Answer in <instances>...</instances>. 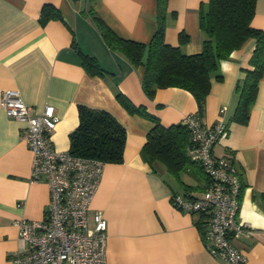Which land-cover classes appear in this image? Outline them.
<instances>
[{"label": "crops", "instance_id": "1", "mask_svg": "<svg viewBox=\"0 0 264 264\" xmlns=\"http://www.w3.org/2000/svg\"><path fill=\"white\" fill-rule=\"evenodd\" d=\"M207 0H167L164 39L178 44L180 31L188 35L181 46L186 54L201 50L198 11ZM54 6L60 19L40 21L44 5ZM90 9L119 38L147 44L157 30V0H0V264H11L25 244L17 220H39L49 201L45 180L32 181V154L21 138L24 122L1 107L4 89L17 90L35 112L52 104L59 120L50 133L56 150H68L69 133L78 125V104L109 111L126 128L121 163H105L88 211L106 219V258L109 264H227L210 256L202 232L208 219L184 213L170 202L172 193L197 195L207 178L185 172L192 182L182 183L142 157L141 149L153 122L130 114L116 99V91L134 105H142L164 126L181 122L197 110L193 95L179 87L158 88L152 97L142 89L144 68L105 43ZM174 13V15L172 14ZM251 25L264 30V0H257ZM255 39H248L221 60L210 78V91L201 115L214 123L225 107L226 130L213 146V154L230 159L242 186L238 220L242 231L232 238L246 264H264V74L245 124L229 121L236 101V83L249 67ZM96 58L103 76L90 75L79 53ZM220 75V77H217Z\"/></svg>", "mask_w": 264, "mask_h": 264}, {"label": "built area", "instance_id": "2", "mask_svg": "<svg viewBox=\"0 0 264 264\" xmlns=\"http://www.w3.org/2000/svg\"><path fill=\"white\" fill-rule=\"evenodd\" d=\"M1 107L7 116L25 123L20 136L32 154L30 179L45 180L49 189L42 219L17 220L25 249L12 257L11 264H109L106 219L101 210L93 212L92 222L88 215L105 163L53 148L50 133L59 117L52 104L35 112L17 90L4 89ZM219 112L212 124H206L196 111L183 118L191 138L188 153L209 181L197 195L172 193L170 202L181 212L205 214L208 226L202 240L211 257L227 264H246L245 253L232 242L243 227L238 220V173L230 159L212 151L226 130L225 107Z\"/></svg>", "mask_w": 264, "mask_h": 264}, {"label": "trees", "instance_id": "3", "mask_svg": "<svg viewBox=\"0 0 264 264\" xmlns=\"http://www.w3.org/2000/svg\"><path fill=\"white\" fill-rule=\"evenodd\" d=\"M256 1L207 0L205 4H201L198 27L202 33V42L201 50L195 54L182 51L181 46L188 40V35L183 31L178 34L177 45L165 42L167 0H157V30L147 44L119 38L91 9L90 14L109 48L122 53L130 64L143 66L141 85L148 97H152L158 88H183L193 95L197 104L196 112L200 116L205 110L210 78L217 73L221 60L227 59L233 50L240 48L248 39H255V46L248 60L249 67L243 70L244 76L236 83L238 96L229 118V121L245 124L257 96L258 83L264 74V30L251 25ZM172 14L174 15L173 12ZM52 18L62 20L60 12L54 6L44 5L40 21L45 23ZM79 55L81 65L88 74H105L96 58L81 52ZM115 97L130 114H140L153 122L141 149L142 157L150 166H163L186 189L193 186L181 181L182 173L195 172L199 175L198 178L205 177L208 180L201 166L188 153L191 138L183 120L164 126L144 106L134 105L120 91H116ZM77 111L79 121L69 133L68 151L77 156L96 158L104 163H121L126 141L124 125L105 109L78 104ZM241 192L242 186L240 197ZM262 198L264 200V195Z\"/></svg>", "mask_w": 264, "mask_h": 264}, {"label": "rangeland", "instance_id": "4", "mask_svg": "<svg viewBox=\"0 0 264 264\" xmlns=\"http://www.w3.org/2000/svg\"><path fill=\"white\" fill-rule=\"evenodd\" d=\"M182 179L189 183L193 181L192 178L187 174H182Z\"/></svg>", "mask_w": 264, "mask_h": 264}]
</instances>
